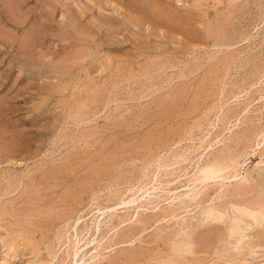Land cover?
Masks as SVG:
<instances>
[{
  "label": "rangeland",
  "instance_id": "rangeland-1",
  "mask_svg": "<svg viewBox=\"0 0 264 264\" xmlns=\"http://www.w3.org/2000/svg\"><path fill=\"white\" fill-rule=\"evenodd\" d=\"M145 2L0 0V264H264V0Z\"/></svg>",
  "mask_w": 264,
  "mask_h": 264
},
{
  "label": "bare ground",
  "instance_id": "bare-ground-1",
  "mask_svg": "<svg viewBox=\"0 0 264 264\" xmlns=\"http://www.w3.org/2000/svg\"><path fill=\"white\" fill-rule=\"evenodd\" d=\"M9 1V0H8ZM11 1V0H10ZM18 1V0H17ZM153 1V0H152ZM163 1V0H162ZM179 1V0H178ZM166 1H164V3H165ZM10 4H12V6H15L16 4H15V1H14V3H11L10 2ZM13 4H15V5H13ZM46 4V3H45ZM133 4H134V6H136V7H138V8H142L145 4H146V2H145V0H133ZM170 4V3H169ZM11 6V5H10ZM152 6H153V4H152ZM232 6V5H231ZM196 7V6H195ZM13 8H16V7H12V9ZM32 8V7H31ZM35 8V7H34ZM143 9V8H142ZM141 9V10H142ZM233 10V9H232ZM231 10V11H232ZM27 12H28V10H26ZM61 11V10H60ZM192 11V10H191ZM194 11V10H193ZM14 12V11H13ZM135 12V11H134ZM195 12V11H194ZM29 13V12H28ZM14 14V13H13ZM25 14H27V13H25ZM77 14V13H76ZM196 14V13H195ZM21 15V14H20ZM18 16V17H20L21 18V16ZM24 15V14H23ZM150 15V14H149ZM197 15V14H196ZM78 16V15H77ZM153 16V15H152ZM23 17V16H22ZM161 17V16H160ZM19 18V19H20ZM27 18V17H26ZM17 19V18H16ZM6 20V19H5ZM32 21V20H31ZM36 21V20H35ZM34 21V22H35ZM225 21V19L223 20V22ZM184 22V21H183ZM226 22V21H225ZM18 23H20V22H18ZM219 23V17L216 15V24H215V29H216V31H219V30H221V27H218V25L219 26H221L220 25V23ZM65 25H67V23H65ZM165 25V24H164ZM187 26V25H186ZM185 26V27H186ZM67 27V26H66ZM169 27V26H168ZM1 28V27H0ZM195 28V27H194ZM193 28V29H194ZM207 28H208V26H207ZM224 27H222V29H223ZM213 29V28H212ZM210 30V32L211 31H214V30ZM1 30V32H2V30L4 31V29H0ZM5 31H7L6 29H5ZM4 31V32H5ZM185 31V30H184ZM10 32H12V31H10ZM177 32H178V30H177ZM234 32V31H233ZM7 34H10L8 31L6 32ZM64 33V32H63ZM62 33V34H63ZM99 33V32H98ZM212 33V32H211ZM5 34V33H4ZM33 34V33H32ZM51 34H54V32L53 33H51ZM230 34V33H229ZM11 35V34H10ZM102 35V34H101ZM105 35V34H104ZM234 35V34H233ZM32 36V35H31ZM59 36V35H58ZM198 36V35H197ZM205 36V35H204ZM12 37V36H11ZM72 37V36H71ZM107 37H108V35H107ZM83 38V37H82ZM105 38V37H104ZM200 38V37H199ZM208 38V37H207ZM33 39V38H32ZM32 39L30 38H28V43H29V40H31L30 42L32 43ZM85 39V38H84ZM221 39V38H220ZM127 40V39H126ZM191 40V39H190ZM89 41V40H88ZM187 42V41H186ZM198 42V41H197ZM196 42V43H197ZM30 43V44H31ZM141 43V42H140ZM200 43V42H199ZM161 45V44H160ZM233 45H235V44H233ZM215 46V45H214ZM205 47V46H204ZM155 48V47H154ZM250 48V47H249ZM87 49V48H86ZM150 49V48H149ZM148 49V50H149ZM65 50V49H64ZM85 50V49H84ZM158 50V49H157ZM245 50V49H244ZM231 51V50H230ZM23 52V51H22ZM53 52V51H52ZM69 52H70V50H69ZM194 52V51H193ZM214 52V51H213ZM218 52H220V51H218ZM226 52V51H225ZM63 53H64V51H63ZM5 54V53H4ZM56 56H58V55H56ZM185 56V55H184ZM195 56V55H194ZM214 56V55H213ZM54 57V56H53ZM205 57V56H204ZM57 58V57H56ZM65 58V57H64ZM71 58V57H70ZM180 58V57H179ZM105 59V58H104ZM211 59V58H210ZM156 60V59H155ZM196 60V59H195ZM214 60V59H213ZM219 61V60H218ZM235 61V60H234ZM59 63H62V62H59ZM188 63V62H187ZM233 63V62H232ZM180 64H182V63H180ZM8 65V64H7ZM130 65V64H129ZM193 65V64H192ZM182 66V65H181ZM125 67V66H124ZM103 68V67H102ZM182 68H184V67H182ZM161 70V69H160ZM196 70V69H195ZM98 72V71H97ZM138 72V71H137ZM132 73V72H131ZM143 73V72H142ZM134 74H136V73H134ZM151 75V74H150ZM15 76V75H14ZM136 76V75H135ZM140 77V76H139ZM5 78V77H4ZM96 79V78H95ZM89 80V79H88ZM89 82V81H88ZM152 82V81H151ZM157 83V82H156ZM11 84V83H10ZM12 84H14V82L12 83ZM64 87V86H63ZM148 95V94H147ZM81 103V102H80ZM2 116V115H1ZM1 119V118H0ZM3 120H4V117H3ZM4 122V121H3ZM12 123V122H11ZM178 124V123H177ZM1 125V124H0ZM10 126V125H9ZM20 126V125H19ZM18 127V126H17ZM174 127V126H173ZM172 129H174V128H172ZM22 129H20V131H21ZM7 131V130H6ZM3 132V131H2ZM158 132H159V130H158ZM208 132V131H207ZM147 134V133H146ZM259 135V134H258ZM0 136H1V134H0ZM149 136H151V135H149ZM4 137V136H3ZM15 137V136H14ZM19 137V136H18ZM218 137V136H217ZM217 137H215V138H217ZM160 138H163V137H160ZM17 140V139H16ZM22 140H23V138H22ZM153 140V139H152ZM27 141V140H26ZM159 141V140H158ZM8 142H10V141H7L6 140V143H8ZM71 142H73V141H71ZM178 142V141H177ZM19 143V142H18ZM210 143V142H209ZM27 144V143H26ZM154 144H155V142H154ZM177 144V143H176ZM179 144V143H178ZM197 144V143H196ZM9 145V144H8ZM141 145H143V144H141ZM162 145V144H161ZM209 145V144H208ZM255 145V144H254ZM3 146V145H2ZM11 146H13V145H11ZM29 146V145H28ZM172 146V145H171ZM9 147V146H8ZM202 147V146H201ZM207 147V146H206ZM208 148V147H207ZM247 148V147H246ZM5 149V148H4ZM136 149H138V148H136ZM221 149V148H220ZM2 150V149H1ZM13 150V149H12ZM166 150V149H165ZM204 150H206L205 148H204ZM226 150V149H225ZM224 150V151H225ZM10 151V150H9ZM16 151V150H15ZM106 151V150H105ZM227 151V150H226ZM8 152V151H7ZM23 152V151H22ZM95 152V151H94ZM248 152V151H247ZM9 153V152H8ZM16 153V152H15ZM119 153V152H118ZM227 153H228V151H227ZM260 153V152H259ZM65 154H67V153H65ZM120 154V153H119ZM181 154V153H180ZM179 154V155H180ZM247 154V153H246ZM199 155V154H198ZM11 156V155H10ZM19 156V155H18ZM65 156V155H64ZM177 156V155H176ZM172 157V156H171ZM180 157H181V155H180ZM179 157V158H180ZM200 158V157H199ZM83 159V158H82ZM154 159V158H153ZM158 159H159V157H158ZM185 159V158H184ZM51 160V159H50ZM55 160V159H54ZM53 160V161H54ZM64 160V159H63ZM105 160H106V158H105ZM152 160V159H151ZM175 160H177L176 158H175ZM192 160V159H191ZM209 160V159H208ZM43 162V161H42ZM11 163V162H10ZM77 163V162H76ZM190 163V162H189ZM115 164H116V162H115ZM154 164V163H153ZM169 164V163H168ZM184 164V163H183ZM197 164V163H196ZM235 164V163H234ZM124 165V164H123ZM189 165V164H188ZM194 165H195V163H194ZM113 166V165H112ZM111 166V167H112ZM158 166H159V164H158ZM169 166V165H168ZM133 167V166H132ZM163 167V166H162ZM161 167V168H162ZM230 167V166H229ZM15 168V167H14ZM42 168V167H41ZM62 168H63V166H62ZM186 168V167H185ZM227 168H228V166L227 165H221V164H219V163H217V162H209V163H206V164H204V165H202L201 167H199L198 169H197V172H196V174H195V177L193 178V180L194 181H197L198 183H208V182H211V181H215V182H217V180H223V179H229V177L231 176V175H227V173H225L226 172V170H227ZM28 169V168H27ZM29 169H30V167H29ZM103 169V168H102ZM114 169V168H113ZM144 169V168H143ZM164 169V168H163ZM193 169V168H192ZM231 169V168H230ZM9 170V169H8ZM7 170V171H8ZM20 170V169H19ZM32 170V169H31ZM62 170V169H61ZM159 170V169H158ZM36 171V170H35ZM58 171V170H57ZM237 171V170H236ZM19 172V171H18ZM17 172V173H18ZM240 172V171H239ZM15 173V172H14ZM14 173H12V174H14ZM22 173V172H21ZM20 173V174H21ZM39 173H41V172H39ZM135 173V172H134ZM236 173V172H235ZM26 174V173H25ZM113 174V173H112ZM232 174V173H231ZM16 175V174H15ZM27 175V174H26ZM119 175V174H118ZM153 175V174H152ZM155 175V174H154ZM188 175V174H187ZM239 175V174H238ZM9 176H11V175H9ZM38 176V175H37ZM48 177V176H47ZM58 177V176H57ZM60 177V176H59ZM66 177V176H65ZM149 177V176H148ZM153 177H155V176H153ZM152 177V178H153ZM178 178H179V176H177ZM232 177L235 179V177H236V174H232ZM12 178V177H11ZM23 178V177H22ZM25 178V177H24ZM81 178V177H80ZM107 178V177H106ZM6 179H8V178H6ZM26 179V178H25ZM34 179V178H33ZM85 179V178H84ZM244 179V178H243ZM17 180V179H16ZM240 180V179H239ZM4 181V180H3ZM7 181V180H6ZM82 181V180H81ZM153 181V180H152ZM228 181V180H227ZM10 182V181H9ZM20 182V181H19ZM60 182V181H59ZM62 182V181H61ZM120 182V181H119ZM160 182V181H159ZM18 183V182H17ZM49 183V182H48ZM47 183V184H48ZM88 183V182H87ZM117 183V182H116ZM143 183V182H142ZM192 183V182H191ZM190 183V184H191ZM220 183V182H219ZM238 183V182H237ZM236 183V184H237ZM248 183H249V181H248ZM254 183V182H253ZM9 184V183H8ZM23 184V183H22ZM56 184V183H55ZM120 184V183H119ZM151 184V183H150ZM160 184V183H159ZM158 184V185H159ZM167 184V183H166ZM235 184V183H234ZM242 184V183H241ZM21 185V184H20ZM32 185H34V184H32ZM39 185V184H38ZM37 185V186H38ZM49 185V184H48ZM52 185V184H51ZM54 185V184H53ZM108 185V184H107ZM121 185H123L122 183H121ZM40 186V185H39ZM65 186V185H64ZM126 186V185H125ZM131 186V185H130ZM134 186V185H133ZM146 186H147V184H146ZM243 186V185H242ZM19 187V186H18ZM111 187V186H110ZM155 187V186H154ZM234 187V186H233ZM235 187H236V185H235ZM247 187V186H246ZM23 188V187H22ZM46 188V187H45ZM129 188V187H128ZM132 188V187H131ZM146 188V187H145ZM178 188V187H177ZM180 188H182V187H180ZM193 188V187H192ZM205 188H207V187H205ZM245 188V187H244ZM24 189V188H23ZM22 189V190H23ZM140 189V188H139ZM155 189V188H154ZM194 189H195V187H194ZM65 190V189H64ZM108 190V189H107ZM132 190V189H131ZM146 190V189H145ZM156 190H157V188H156ZM167 190V189H166ZM174 190H177V189H174ZM202 190V189H201ZM242 190V189H241ZM9 191V190H8ZM24 191V190H23ZM26 191V190H25ZM136 191V190H135ZM140 191V190H139ZM143 191V190H142ZM168 191V190H167ZM205 191V190H204ZM230 191V190H229ZM247 191H248V189H247ZM10 192H11V190H10ZM172 192V191H171ZM245 192V191H244ZM25 193V192H24ZM34 193V192H33ZM88 193V192H87ZM213 193V192H212ZM59 194V193H58ZM124 194V193H123ZM137 194V193H136ZM135 194V195H136ZM142 194V193H141ZM141 194H139V195H141ZM145 194V193H144ZM176 194V193H175ZM184 194L185 195H188L189 193H185L184 192ZM183 194V195H184ZM193 194V197H196V192H193L192 193ZM237 194V193H236ZM239 194V193H238ZM248 194V193H247ZM29 195V194H28ZM95 195V194H94ZM146 195H147V193H146ZM152 195H155V194H152ZM169 195V194H168ZM181 195V194H180ZM93 196V195H92ZM142 196V195H141ZM173 196V195H172ZM252 196V195H251ZM41 197V196H40ZM44 197V196H43ZM130 197V196H129ZM128 197V198H129ZM139 197V196H138ZM164 197V196H163ZM171 197V196H170ZM177 197H178V195H177ZM119 198V197H118ZM127 198V199H128ZM142 198V197H141ZM244 198V197H243ZM247 198V197H246ZM251 198V197H250ZM250 198H249V200H250ZM32 199V198H31ZM40 199V198H39ZM98 199V198H97ZM126 199V198H125ZM134 199V198H133ZM185 199V198H184ZM135 200V199H134ZM158 200V199H157ZM172 200V199H171ZM174 200V199H173ZM173 200H172V202H173ZM252 200H254L255 201V198L254 199H252ZM5 201V200H4ZM81 201V200H80ZM119 201V200H118ZM133 200H121V202H120V206H118V207H124V206H127L128 204H130L131 202H132ZM186 201V200H185ZM33 202V201H32ZM59 202V201H58ZM118 202V203H119ZM156 202V201H155ZM207 202V201H206ZM205 202V203H206ZM210 202V201H209ZM258 202H259V200H258ZM3 203V202H2ZM1 203V204H2ZM77 203V202H76ZM75 203V204H76ZM98 203V202H97ZM100 203V202H99ZM103 203H104V201H103ZM136 203V202H135ZM141 203V202H140ZM157 203V202H156ZM161 203V202H160ZM34 204V203H33ZM151 204V203H150ZM154 204V203H153ZM257 204V203H256ZM45 205V204H44ZM57 205V204H56ZM114 205V204H113ZM186 205V204H185ZM184 205V206H185ZM201 205V204H200ZM33 206V205H32ZM149 206V205H148ZM153 206H155V205H153ZM258 206H259V204H258ZM11 207V206H10ZM44 207V206H43ZM48 207V206H47ZM56 207V206H55ZM58 207V206H57ZM62 207V206H61ZM64 207V206H63ZM62 207V208H63ZM117 207V205L116 206H114V207H112L111 206V208H109V210H115L116 208H118ZM152 207V206H151ZM156 207V206H155ZM198 207V206H197ZM250 207V206H249ZM254 207V206H253ZM50 208V207H49ZM60 208V207H59ZM97 208V207H96ZM107 208V207H106ZM106 208H105V210H101L100 212H99V214H104L105 213V211H107L106 210ZM157 208V207H156ZM32 209V208H31ZM34 209H35V207H34ZM101 209V208H100ZM133 209V208H132ZM135 209H136V207H135ZM134 209V210H135ZM143 209V208H142ZM145 209V208H144ZM29 210V209H28ZM37 210V209H36ZM51 210V208L49 209V212H51L50 211ZM99 210V209H98ZM190 210H191V208H190ZM17 211V210H16ZM38 211V210H37ZM36 211V212H37ZM47 211H48V209H47ZM62 211V210H61ZM92 211V210H91ZM90 211V212H91ZM94 211V210H93ZM46 212V211H45ZM80 212V211H79ZM125 212V211H124ZM135 213V212H134ZM250 213H251V215L253 216V217H255V215H258V214H260V212H256V211H250ZM23 214V213H22ZM41 214V213H40ZM87 214H89V213H87ZM113 214V213H112ZM114 214H116V213H114ZM180 214V213H179ZM36 215H38V214H36ZM44 215V214H43ZM133 215V214H132ZM132 215H130L131 217H132ZM136 215H137V213L135 214V217H136ZM211 215V217L213 218V219H215V220H217V219H220L221 217H222V213L220 212V211H218V210H214L213 208H208L207 209V211H206V213H205V217H209ZM11 216V215H10ZM49 216V215H48ZM56 216V215H55ZM138 216V215H137ZM146 216V215H145ZM38 217V216H37ZM50 217V216H49ZM52 217V216H51ZM82 216L81 215H77L76 217H75V219H74V224H75V226L77 225V223L82 219L81 218ZM85 217V216H84ZM108 217V216H107ZM123 217V216H122ZM135 217H133V218H135ZM15 218V217H14ZM42 218V217H41ZM97 218V217H96ZM151 218V217H150ZM166 218V217H165ZM190 218V217H189ZM3 219V218H2ZM35 219V218H34ZM91 219V218H90ZM145 219V218H144ZM84 220V219H83ZM119 220V219H118ZM122 220V219H121ZM6 221V220H5ZM89 222V221H88ZM27 223V222H26ZM121 223H122V221H121ZM66 224H68V223H66ZM71 224V223H70ZM73 224V225H74ZM33 225V224H32ZM31 225V226H32ZM89 225V224H88ZM87 225V226H88ZM15 226V225H14ZM28 226V225H27ZM89 227V226H88ZM88 227H85V229L84 230H86V233L88 232L87 230H88ZM41 230H42V228H40ZM69 229V228H68ZM75 230H76V227L74 228ZM99 229V219H97V223H96V230H98ZM166 229V228H165ZM95 230V229H94ZM181 230V229H180ZM209 230V229H208ZM226 230V229H225ZM30 232V231H29ZM40 233H41V231H39ZM70 232V231H69ZM111 232H114V231H111ZM110 232V233H111ZM139 232V231H138ZM166 232V231H165ZM19 233H21V232H19ZM45 233H46V231H45ZM54 233V232H53ZM66 233V232H65ZM73 233H74V231H73ZM83 233V232H82ZM108 233V232H107ZM110 233H108L109 235H110ZM114 234V233H113ZM117 234V233H116ZM115 234V235H116ZM141 234V233H140ZM168 234V233H167ZM202 234V233H201ZM23 235V234H22ZM25 235V234H24ZM84 235V234H83ZM106 235V234H105ZM157 235V234H156ZM170 235V234H169ZM44 236V235H43ZM71 236V235H70ZM104 236V235H103ZM245 236V235H244ZM53 237V236H52ZM51 237V238H52ZM62 237V236H61ZM89 237H91V236H89ZM111 237V236H110ZM113 237H115L114 235H113ZM2 238V237H1ZM55 238V237H54ZM53 238V239H54ZM80 237H79V234H77V231H75V233H74V239H73V244L71 245V248H70V251H68L67 252V255L69 256V263L68 264H85V255H86V252H84V250L85 249H87V248H85V247H88V245H89V242L90 241H83V245H81V243L79 244V242H80V239H79ZM102 238V237H101ZM218 238V237H217ZM14 239V238H13ZM49 239V238H48ZM47 239V240H48ZM67 239H68V237H67ZM81 239H83V238H81ZM102 239H104V238H102ZM101 239V240H102ZM32 240V239H31ZM95 240V239H94ZM125 240V239H124ZM67 241V240H66ZM91 241H93V240H91ZM108 241H109V238H108ZM35 242V241H34ZM50 242V241H49ZM64 242V241H63ZM114 242V241H113ZM171 242H173V241H171ZM185 242V241H184ZM201 242V241H200ZM96 243V242H95ZM123 243V242H122ZM182 243V242H181ZM65 244V243H64ZM67 244V243H66ZM104 244V243H103ZM106 244V243H105ZM118 244H120V243H118ZM129 244V243H128ZM180 244V243H179ZM68 245V244H67ZM107 245V244H106ZM114 245V244H113ZM60 246H61V244H60ZM63 246V245H62ZM82 246H83V248H82ZM97 246H98V244H97ZM101 246H103V245H101ZM51 247H53V246H51ZM99 247V246H98ZM108 247V246H107ZM106 247V248H107ZM65 248V247H64ZM105 248V247H104ZM105 248V249H106ZM53 249V248H52ZM82 249H83V252H82ZM112 249V248H111ZM118 249V248H117ZM99 250V249H98ZM66 251V250H65ZM93 251V250H92ZM176 251V250H175ZM182 251V250H181ZM255 251V250H254ZM205 252V251H204ZM198 253V252H197ZM66 254V253H65ZM89 254H90V252H89ZM98 254V253H97ZM96 254V255H97ZM123 254V253H122ZM102 255V254H101ZM54 256V255H53ZM190 256V255H189ZM156 257H158V256H156ZM93 258V257H92ZM65 259V258H64ZM242 259V258H241ZM51 260V259H50ZM66 260V259H65ZM47 261V260H46ZM64 261V260H63ZM88 261V260H87ZM49 262V261H48ZM166 263V262H165ZM138 264V263H137Z\"/></svg>",
  "mask_w": 264,
  "mask_h": 264
}]
</instances>
